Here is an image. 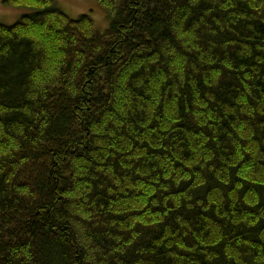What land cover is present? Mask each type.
Listing matches in <instances>:
<instances>
[{
    "label": "trees",
    "instance_id": "obj_1",
    "mask_svg": "<svg viewBox=\"0 0 264 264\" xmlns=\"http://www.w3.org/2000/svg\"><path fill=\"white\" fill-rule=\"evenodd\" d=\"M52 0L0 23V264H264V0Z\"/></svg>",
    "mask_w": 264,
    "mask_h": 264
},
{
    "label": "rangeland",
    "instance_id": "obj_2",
    "mask_svg": "<svg viewBox=\"0 0 264 264\" xmlns=\"http://www.w3.org/2000/svg\"><path fill=\"white\" fill-rule=\"evenodd\" d=\"M53 6L63 12L70 19H77L84 14L89 15L94 26L99 31H105L109 27L107 14L101 9L96 0H52ZM32 10L4 6L0 0V23L12 25L18 22L21 17L29 15Z\"/></svg>",
    "mask_w": 264,
    "mask_h": 264
}]
</instances>
